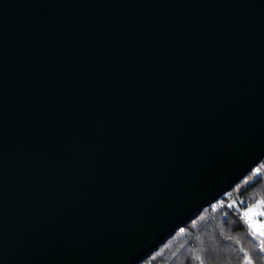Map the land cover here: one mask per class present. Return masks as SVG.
Returning a JSON list of instances; mask_svg holds the SVG:
<instances>
[{
	"label": "water",
	"instance_id": "water-1",
	"mask_svg": "<svg viewBox=\"0 0 264 264\" xmlns=\"http://www.w3.org/2000/svg\"><path fill=\"white\" fill-rule=\"evenodd\" d=\"M264 159V0H0V264H140Z\"/></svg>",
	"mask_w": 264,
	"mask_h": 264
},
{
	"label": "trees",
	"instance_id": "trees-1",
	"mask_svg": "<svg viewBox=\"0 0 264 264\" xmlns=\"http://www.w3.org/2000/svg\"><path fill=\"white\" fill-rule=\"evenodd\" d=\"M263 161L214 206L210 205L203 218L197 216L178 229L140 264H246L247 258L252 264H264L261 239L242 215L243 207L264 200Z\"/></svg>",
	"mask_w": 264,
	"mask_h": 264
},
{
	"label": "snow or ice",
	"instance_id": "snow-or-ice-1",
	"mask_svg": "<svg viewBox=\"0 0 264 264\" xmlns=\"http://www.w3.org/2000/svg\"><path fill=\"white\" fill-rule=\"evenodd\" d=\"M261 206H264V200L248 208L247 211L243 213V216L248 221L249 227L253 229V234L262 238L261 251H264V222L254 220V217H264V210H261ZM246 264H252L250 258L246 259Z\"/></svg>",
	"mask_w": 264,
	"mask_h": 264
},
{
	"label": "rangeland",
	"instance_id": "rangeland-1",
	"mask_svg": "<svg viewBox=\"0 0 264 264\" xmlns=\"http://www.w3.org/2000/svg\"><path fill=\"white\" fill-rule=\"evenodd\" d=\"M264 160V159H263ZM264 162V161H263ZM238 199H240L241 200V197L239 196L238 197ZM216 203V202H215ZM215 203H213L211 206H214V204ZM227 203V202H226ZM258 203V201H256V202H254V203H250V204H248V205H246L245 207H243L242 208V215H243V213L245 212V211H247V209L248 208H250V207H252L253 205H256ZM228 204H231V202H228ZM235 206H237V204L235 203L234 204ZM208 207H206V208H204L203 209V211L198 215L199 217V219H201V218H203L204 216H205V214H206V212L208 211V209H207ZM261 210H264L263 208H262V206H261ZM244 217V216H243ZM197 218V217H196ZM245 219V218H244ZM246 220V219H245ZM254 220H257V221H259V222H264V217H254ZM246 222H247V224L249 225V223H248V221L246 220ZM251 229V231L253 232V229L252 228H250ZM257 238H260V239H262L260 236H258V235H255Z\"/></svg>",
	"mask_w": 264,
	"mask_h": 264
}]
</instances>
